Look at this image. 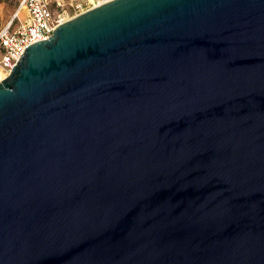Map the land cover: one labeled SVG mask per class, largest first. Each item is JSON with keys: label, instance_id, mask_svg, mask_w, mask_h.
<instances>
[{"label": "water", "instance_id": "obj_1", "mask_svg": "<svg viewBox=\"0 0 264 264\" xmlns=\"http://www.w3.org/2000/svg\"><path fill=\"white\" fill-rule=\"evenodd\" d=\"M0 264H264V0H107L26 45Z\"/></svg>", "mask_w": 264, "mask_h": 264}, {"label": "built area", "instance_id": "obj_2", "mask_svg": "<svg viewBox=\"0 0 264 264\" xmlns=\"http://www.w3.org/2000/svg\"><path fill=\"white\" fill-rule=\"evenodd\" d=\"M107 0H67L70 10L57 4L52 9L48 0H19L14 15L18 22L11 25V20L0 28V73L5 76L23 52L26 45L47 37L61 21L100 2ZM24 10L22 17L19 9Z\"/></svg>", "mask_w": 264, "mask_h": 264}, {"label": "rangeland", "instance_id": "obj_3", "mask_svg": "<svg viewBox=\"0 0 264 264\" xmlns=\"http://www.w3.org/2000/svg\"><path fill=\"white\" fill-rule=\"evenodd\" d=\"M67 0H48L50 8L54 9L59 3L60 6H64L67 10H70L66 4ZM19 0H0V28L5 26L10 20L11 25L18 22V18L14 15V12L18 9ZM23 9L18 10V16L21 17Z\"/></svg>", "mask_w": 264, "mask_h": 264}, {"label": "crops", "instance_id": "obj_4", "mask_svg": "<svg viewBox=\"0 0 264 264\" xmlns=\"http://www.w3.org/2000/svg\"><path fill=\"white\" fill-rule=\"evenodd\" d=\"M23 15H24V11H23V14H22V16H23ZM22 16H21V17H22Z\"/></svg>", "mask_w": 264, "mask_h": 264}, {"label": "bare ground", "instance_id": "obj_5", "mask_svg": "<svg viewBox=\"0 0 264 264\" xmlns=\"http://www.w3.org/2000/svg\"><path fill=\"white\" fill-rule=\"evenodd\" d=\"M0 76H1V73H0Z\"/></svg>", "mask_w": 264, "mask_h": 264}]
</instances>
